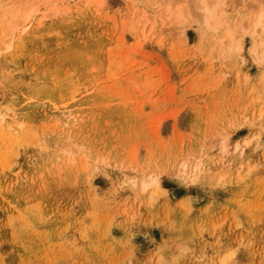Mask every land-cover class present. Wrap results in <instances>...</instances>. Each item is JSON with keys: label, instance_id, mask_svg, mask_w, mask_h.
I'll return each mask as SVG.
<instances>
[{"label": "rangeland", "instance_id": "obj_1", "mask_svg": "<svg viewBox=\"0 0 264 264\" xmlns=\"http://www.w3.org/2000/svg\"><path fill=\"white\" fill-rule=\"evenodd\" d=\"M204 1L0 0V264H264V0Z\"/></svg>", "mask_w": 264, "mask_h": 264}, {"label": "bare ground", "instance_id": "obj_2", "mask_svg": "<svg viewBox=\"0 0 264 264\" xmlns=\"http://www.w3.org/2000/svg\"><path fill=\"white\" fill-rule=\"evenodd\" d=\"M209 1L210 0H207L206 2L204 1L198 5H194L193 6L194 8L193 7L192 8H193V12L195 11L197 16H200L202 18V21H204L205 25L209 26L210 28H212L214 30V28L217 27L218 23H219L218 22V18H219L218 6L220 5L219 4L220 0H213V2L211 1L210 3H209ZM198 10H199V12H198ZM30 16H31V14L27 17V20L29 19ZM263 16H264V11L260 12L258 14V16L255 18V20H253V23H254L253 27L255 29H263L264 28ZM11 110H12V108L8 107L5 113L0 114V124L1 125L5 126L8 124V120H6L7 119L6 116H8V115L12 116L11 120L13 122L10 120L11 123L15 122L14 121V115L10 114L12 112ZM8 128H10V127H8ZM149 180H151V179H149ZM155 180L156 179H154L153 181H155ZM145 184H146V180H145L143 187H142L143 190H145V188L148 187L150 183H148V185H145ZM152 184L154 185L156 183H152Z\"/></svg>", "mask_w": 264, "mask_h": 264}]
</instances>
